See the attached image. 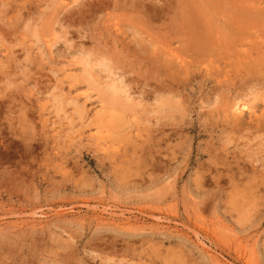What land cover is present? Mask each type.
Segmentation results:
<instances>
[{
    "label": "rangeland",
    "instance_id": "1",
    "mask_svg": "<svg viewBox=\"0 0 264 264\" xmlns=\"http://www.w3.org/2000/svg\"><path fill=\"white\" fill-rule=\"evenodd\" d=\"M263 166L264 0H0V264H264Z\"/></svg>",
    "mask_w": 264,
    "mask_h": 264
},
{
    "label": "bare ground",
    "instance_id": "2",
    "mask_svg": "<svg viewBox=\"0 0 264 264\" xmlns=\"http://www.w3.org/2000/svg\"><path fill=\"white\" fill-rule=\"evenodd\" d=\"M134 2H135V1H134ZM116 5H117V4H116ZM116 7H117V6H116ZM113 8H114V7H113ZM141 8H142V7H141ZM147 36H148V35H147ZM189 54H190V53H189ZM166 65H167V64H166ZM169 67H170V66H169ZM173 70H174V69H173ZM110 80H111V79H110ZM122 81H123V80H122ZM123 82H124V81H123ZM123 84H125V83H123ZM113 85H114V83H113ZM114 87H116V86L114 85ZM60 91H61V90H60ZM63 95H65V94H63ZM121 95H122V94H121ZM60 96H61V95H60ZM63 97H64V96H63ZM60 98H61V97H60ZM64 99H65V98H64ZM73 100H74V98H73ZM75 100H76V98H75ZM65 102H67V101H65ZM69 102H70V101H69ZM230 104H231V103H230ZM65 105H66V104H65ZM75 105H76V104H75ZM234 105H235V109H237V107H238L237 104H234ZM234 105H232V106H234ZM242 105H243V104H242ZM232 106H231V107H232ZM245 107H246V106H245ZM73 109H74V108H73ZM78 109H79V108H78ZM235 109H234V110H235ZM239 109L242 110L240 107H239ZM246 110H247V109H246ZM249 110H251L250 107H249ZM243 114H244V113H243ZM231 117H232V116H231ZM248 117H249V116H248ZM259 119H260V118H259ZM235 120H236V119H235ZM236 121H237V120H236ZM257 121H259V120H257ZM90 122H91V121H90ZM238 122H239V120H238ZM235 124H236V123H235ZM235 124H234V125H235ZM239 124H240V123H239ZM236 125H237V124H236ZM255 126H257V125H255ZM258 126H259V125H258ZM258 126H257V127H258ZM258 129H259V128H258ZM263 167H264V166H263ZM263 170H264V168H263ZM263 181H264V180H263ZM199 242H200V241H199ZM203 244H204V243H203ZM141 251H142V250H141ZM128 255H129V254H128ZM108 263H109V262H108Z\"/></svg>",
    "mask_w": 264,
    "mask_h": 264
}]
</instances>
